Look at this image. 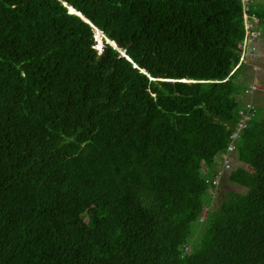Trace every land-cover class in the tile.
Instances as JSON below:
<instances>
[{"label":"trees","instance_id":"1","mask_svg":"<svg viewBox=\"0 0 264 264\" xmlns=\"http://www.w3.org/2000/svg\"><path fill=\"white\" fill-rule=\"evenodd\" d=\"M243 14L255 58L251 0H0V264H264Z\"/></svg>","mask_w":264,"mask_h":264},{"label":"rangeland","instance_id":"2","mask_svg":"<svg viewBox=\"0 0 264 264\" xmlns=\"http://www.w3.org/2000/svg\"><path fill=\"white\" fill-rule=\"evenodd\" d=\"M246 2H247V0H243V3H246ZM251 2L254 5H256L259 9L264 8V0H251ZM259 28L261 31V36L258 37L254 42V44H256V46H257V48H256L257 50L255 51L256 57L253 58V60H251L253 62V64H250V65H252V69L253 68L256 69V71H255V69L253 70L252 75H251L254 78L253 79V82L255 83L254 90L257 89L255 92L256 93L255 95L257 96L256 100H259L258 104L263 106L264 105V22H260ZM93 37L94 38L97 37L95 47L97 50H100L101 34H99V36L96 35V37L93 35ZM251 43H252V40H251ZM247 62H250V61L248 60ZM248 64H246V65H248ZM241 68L244 69L245 65H242ZM245 73H246L245 74L246 76L251 74L248 71H246ZM231 188H233V185H231L229 182L226 183V181H225L223 184H221L220 190L216 191V194H215L216 197L221 196L223 190L231 189ZM202 210L203 211L201 212V217L204 214V209H202ZM86 217H88V216H86ZM86 217H85V219H86Z\"/></svg>","mask_w":264,"mask_h":264},{"label":"built area","instance_id":"3","mask_svg":"<svg viewBox=\"0 0 264 264\" xmlns=\"http://www.w3.org/2000/svg\"><path fill=\"white\" fill-rule=\"evenodd\" d=\"M243 22V29H244V37L243 40L238 43L239 47V57H238V62L234 65L236 67L239 63L246 62L249 60L252 55H253V46L251 44V40L258 36L259 30L256 28V19L254 16H250V19L247 17L246 14H243L242 18ZM255 86L252 84L250 86V89H246L244 93H249L251 92ZM246 106H249V104H246ZM230 148V147H229ZM227 160H224V167L227 168L228 164L226 162Z\"/></svg>","mask_w":264,"mask_h":264},{"label":"clouds","instance_id":"4","mask_svg":"<svg viewBox=\"0 0 264 264\" xmlns=\"http://www.w3.org/2000/svg\"><path fill=\"white\" fill-rule=\"evenodd\" d=\"M97 30H98V29H97ZM99 31H100V30H99ZM100 32H101V31H100ZM93 38H94V37H93ZM101 38L105 40V37L103 36L102 33H101ZM94 40H95V42H96V39H95V38H94ZM107 40H108V39H107ZM109 41H110V40H109ZM100 42H101V40H100ZM106 42H107V41H106ZM112 42H113V41H112ZM108 43H109V42H108ZM109 44H110V43H109ZM251 44H252V43H251ZM95 45H96V43H95ZM110 45H111V44H110ZM114 45H115V44H114ZM95 48H96V47H95ZM114 48H115V47H114ZM252 52H253V55H254V51H253V50H252ZM251 60H253V58H250V59H249L250 62H247V61H248V60H247L246 63H247V64H248V63H249V64H252V61H251ZM237 62H238V61H237ZM239 64H240V63H239ZM239 64H238V65H239ZM238 65H237V66H238ZM253 85L255 86V83H254V82H253ZM253 90H254V89H253Z\"/></svg>","mask_w":264,"mask_h":264},{"label":"water","instance_id":"5","mask_svg":"<svg viewBox=\"0 0 264 264\" xmlns=\"http://www.w3.org/2000/svg\"><path fill=\"white\" fill-rule=\"evenodd\" d=\"M68 11L69 12H73V13H76L78 14L77 12H75L72 8L68 7ZM105 41L109 42L113 47H115L114 43L112 41H109L105 38ZM122 54V51L120 52Z\"/></svg>","mask_w":264,"mask_h":264},{"label":"bare ground","instance_id":"6","mask_svg":"<svg viewBox=\"0 0 264 264\" xmlns=\"http://www.w3.org/2000/svg\"><path fill=\"white\" fill-rule=\"evenodd\" d=\"M83 19H84V18H83ZM84 20H85V19H84ZM94 31H95V33H96V34H94L95 37H96V35L99 36V34H101V32H100L99 30H97V29H94ZM96 38H97V37H96ZM96 38H95V39H96ZM100 43H101V42H100Z\"/></svg>","mask_w":264,"mask_h":264}]
</instances>
